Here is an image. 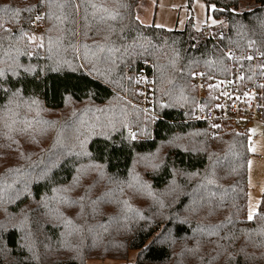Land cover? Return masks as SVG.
I'll list each match as a JSON object with an SVG mask.
<instances>
[{
	"label": "trees",
	"instance_id": "trees-1",
	"mask_svg": "<svg viewBox=\"0 0 264 264\" xmlns=\"http://www.w3.org/2000/svg\"><path fill=\"white\" fill-rule=\"evenodd\" d=\"M138 1L119 0L127 7H118L116 0H107L110 10L120 15L104 24L93 17V10L87 7L89 0H56L51 9L53 18L36 26L23 19L19 24H5L12 17L0 11V24L12 30L5 32L0 28V65L5 71L0 80L7 81L2 85L5 88L22 90L16 98L34 99L46 111H58L68 100L101 105L113 99L119 85H123L126 69L138 77L141 68L150 62L146 69L153 77L152 97L159 115L158 119L148 121L138 113L142 120L133 117L136 122L130 129L125 131L118 126L109 134L95 133L86 139L84 148L72 143L62 156L51 155L50 139L39 153L43 156L38 159L45 164L36 173L33 170L40 162L28 156L29 150L21 151L6 139L0 129V152L12 156L18 150L16 153H23L24 159L20 167L0 170V217L15 216L30 208V216L39 220L38 210L47 199L61 200L66 196L60 188L71 183L77 168L86 161L102 166L107 176L125 179L137 156L153 154L160 157L156 165L157 158L146 169L150 189L159 192L176 183L165 202V212L159 219L139 217L132 222L125 215L120 216L110 229L122 230V248L100 258L126 260L128 248L137 251L133 264H264V193L254 218L245 217L247 164L251 155L247 151L248 132L224 123L190 118L197 101L192 83L194 72L226 75L228 49L264 52V0H203L207 13L220 20L208 35L196 31L191 24L181 30L143 24L135 17ZM5 3L23 7L36 4L37 0H0V7ZM75 5L80 6L79 10ZM21 25L28 34L38 29L45 38L42 49L38 47L27 55L29 48L22 44L25 37L16 31ZM97 45L116 50L100 52ZM203 102L205 107L210 106L212 96L206 95ZM6 104L7 98L0 94V110ZM179 108H184L185 113ZM27 118L34 126L51 122V118L40 113H28ZM142 121L146 125L145 134L132 140L129 130L137 133ZM213 125H219L222 131L215 133L218 127ZM17 137L14 135V139ZM175 137L194 141L196 145L169 143ZM83 152L90 155L75 154ZM51 157H59L52 166ZM22 171L31 177L26 181V190L17 191L18 181L13 178L21 177ZM58 191L63 195L54 197ZM38 226L42 230L33 231L30 249L20 227L5 228L0 224V264H82L96 255L92 253L96 246H92L78 259L58 255L44 258L42 252L46 249L35 248L58 244L61 228L52 221H43ZM107 234V240H111V231ZM183 252L186 259L180 263Z\"/></svg>",
	"mask_w": 264,
	"mask_h": 264
},
{
	"label": "rangeland",
	"instance_id": "rangeland-1",
	"mask_svg": "<svg viewBox=\"0 0 264 264\" xmlns=\"http://www.w3.org/2000/svg\"><path fill=\"white\" fill-rule=\"evenodd\" d=\"M135 17L143 24H154L156 26L164 27L167 29H183L187 24H191L196 31L206 29V35L211 33L213 29L219 24L220 20L214 19L211 13H207L206 5L203 0H139L135 7ZM215 21V23H213ZM32 33L35 36V42L29 43V38H25L22 44L25 43L28 50L27 55H31L41 43V37H43L38 29H32ZM45 38L43 37V45ZM43 48V47H42ZM41 48V49H42ZM16 61V60H15ZM14 61V62H15ZM150 63L146 62L145 64ZM14 63H10L12 65ZM16 64V63H15ZM80 66L83 65L79 62ZM152 65V64H151ZM16 67V66H15ZM3 65H0V70ZM151 88L153 89V77L151 76ZM138 77H134L131 72L125 71L123 85L120 84L118 90L115 92L113 99L110 101L97 105L91 101L74 102L68 100L64 108L58 111H46L40 107V102L37 105H32L31 111L28 113H40L47 118H51L50 123H38L35 125L34 130L29 133L33 136V142H26L27 138L23 136L17 137L15 145L21 148V151L29 150L28 156H34L33 159H37L40 162V166L33 170L36 173L41 166L45 164L43 159H38L43 155H39L41 151L46 147L51 139V155L56 157L62 156L66 149L73 143L74 145H80L79 147L84 148V142L86 139L95 134L112 133L115 128L122 127L125 131L130 129L135 119L133 117H140L142 115L144 120L150 121L152 115L142 108V96L139 90ZM29 101L21 100L19 98L13 99L12 104L9 108L12 110L16 109L17 104H21L25 110H27V104ZM151 101V100H150ZM152 103H154L153 112L155 111V101L152 97ZM98 109H102L99 111ZM180 109V108H179ZM139 113V114H138ZM142 120V119H141ZM136 122V121H135ZM141 127L137 130L136 135H144L146 125L145 122H140ZM0 129L6 134L7 129L1 125ZM255 129V133H251L249 130ZM131 131V130H129ZM215 133L222 131L219 127L214 130ZM253 136L252 144L256 148L255 153L250 152L249 160L252 161L251 167L247 164V200L245 207V217L248 218L249 211L257 213L263 193H264V124L260 122H252L248 125V137ZM1 141V140H0ZM169 143H180L181 146H189L196 143L186 138L175 137ZM82 145V146H81ZM249 146V140H248ZM18 150H14L13 155L10 153L0 152V170L9 171L10 168H16L14 166H21L24 161L21 158L22 154L16 153ZM160 157V156H159ZM156 155L149 156H137L129 175L125 179L115 178L116 181H132L133 177L138 176L140 180L147 185L149 182L146 178V169L155 162L157 164L159 159ZM57 158L51 157V166L53 161ZM248 160V161H249ZM88 165H96L90 161H86L77 168V174L75 178L69 183L72 185L76 182L78 177V169H81ZM20 172V171H19ZM21 177H14L17 180L16 190H26V181L30 179V175L24 171L21 172ZM17 176V174L15 175ZM177 176V175H176ZM95 177V172L92 174ZM90 179L82 180V187L78 191L67 193L66 196H71L73 199L84 194V188L88 186ZM68 185V186H69ZM67 186V187H68ZM18 187V189H17ZM111 188L114 190V198L120 200V204H108L103 205L105 209L104 215H98L95 218L88 216L89 206L88 201H85L84 216L77 218L74 213H65L64 207L60 203L59 199L49 198L46 204L43 205L39 210V220L33 219L31 209L26 208L21 210L17 215L3 214L0 217V224L5 228L10 225H17L23 232L25 245L30 249L33 247L31 242L34 237V230L39 228L38 224L43 221L49 223L56 222L61 228L60 241L58 244L48 243L46 246L39 245L36 250L46 249L42 252L44 258L50 259L52 256L59 257H71L78 259L81 257L83 252L92 246H96L92 250L90 257L82 261V264H133L137 251L125 248L128 251V257L126 260H115L108 259L100 256H109L106 253L113 252L116 248H122L123 234L120 229H110L114 223H109V217L113 214L119 213V217L125 215L123 209L125 207L123 201L131 206L133 211L127 212L126 215L129 218V222L134 219H138L141 215L147 219H159L165 212V202L169 201V195L171 191L176 187V183H172L167 189L155 192L150 189L151 195L147 193L136 194L134 190L129 189L127 183L108 184L107 182L102 183L99 188L91 193V198L94 200L101 194L105 188ZM123 189L121 192L120 189ZM60 189H64L63 187ZM11 195L10 192H7ZM63 195L60 191L54 194V197ZM61 199V198H60ZM51 204L53 207L51 208ZM79 210V209H77ZM61 214L66 215L67 218L73 219L74 224L66 226L64 221L60 219ZM139 214V215H138ZM254 215V216H255ZM118 217V218H119ZM85 222L94 225L92 232H88L87 229L83 233H77L74 231V226L84 225ZM34 226L32 227V225ZM111 231V240H107V233ZM52 247V250H51ZM124 250V251H125ZM119 251V250H118ZM186 259L185 252L182 254L180 263H184Z\"/></svg>",
	"mask_w": 264,
	"mask_h": 264
},
{
	"label": "snow or ice",
	"instance_id": "snow-or-ice-1",
	"mask_svg": "<svg viewBox=\"0 0 264 264\" xmlns=\"http://www.w3.org/2000/svg\"><path fill=\"white\" fill-rule=\"evenodd\" d=\"M56 3V0H37L36 4H25L23 7H14L11 4L5 3L2 7H0V11H3L5 15H8L12 17L9 21H6V23H17L19 24L20 20L23 19L25 23L29 25H35L38 22H41L45 19L53 18V13L51 12V9L53 8L54 4ZM118 7H127V5L119 3V0H116ZM58 7H64V5H56ZM77 10H79V5H75ZM87 7H90L93 12L92 15L94 18L97 19L98 23L104 24L107 21H115L119 17V12H114L110 10L107 0H100L99 3L96 2V0H89ZM215 8V6H212ZM43 13V15H41ZM55 19H60V17H55ZM215 23V21H213ZM5 24H0V28H3L5 32H11L12 30L7 28ZM20 33L21 36L25 38H29V43L35 42V36L34 34H28L25 33L23 30V25H21L16 30ZM39 47H44L43 45V37H41V43L38 45ZM100 52H105L106 50L108 52L115 51L116 49H113L111 47L105 48L103 45H97ZM248 59H252L251 56L247 57ZM105 59H110V57H105ZM19 67V65H17ZM93 70H95V66L92 65ZM15 71V69H13ZM25 71H29V69H25ZM5 75V71L0 70V77H3ZM195 75V73H193ZM3 83H7L5 80H0V94H2L4 97L7 98V104L4 106L2 110H0V122H2L3 127L7 129L6 139L11 140L13 143H17V141L14 139V135H19L26 137V142L31 143L33 142V136L29 135L30 132L34 130V124L31 120L27 118L28 112L31 111L32 105L38 106V101L31 100L27 104V110L21 105L17 104L15 111H13L11 108L8 107V105L12 104L13 99L16 97L21 96V89H16L14 91L10 90L9 88L3 87ZM227 95V93H225ZM219 107V105H217ZM99 111H102V109H98ZM23 113V115H22ZM38 114V113H37ZM9 120L11 121L9 123ZM47 123V122H45ZM213 127H219V125H213ZM251 133H255V129L249 130ZM130 137L132 140L136 139V133L130 132ZM249 140V146L247 148L248 152L255 153L256 148L252 144L253 136L248 137ZM82 146V145H81ZM22 154V153H21ZM76 155H90L87 152L83 153H75ZM252 161H248L249 167H251ZM95 172V177H92V174ZM78 177L76 178V182L72 185H69L68 187L62 189L64 193H71L78 191L80 187H82V180L83 179H90V183L86 188H84V194L82 196H78L77 198L73 199L71 196H63L61 197L60 203L64 207L65 213H74L77 218H80L84 216V207H85V201H88L89 206V213L88 216L90 218H95L98 215H104L105 209L102 207L103 205L108 204H120L121 201L114 198V190L111 188H105L104 191L101 192L99 196L96 197V199L91 198V193L99 188L102 183L107 182L108 184L117 183H127L128 188L134 190L136 194L141 193H147L148 195H151L150 186L146 183L142 182L138 176L133 177L132 181H116L114 177L107 176L102 168V166L98 165H88L81 169H78ZM121 192H123V189H120ZM53 191H56L53 189ZM125 207L123 209L125 216L124 218L127 219V212L133 211L131 209V206L127 203V201H123ZM79 209V210H77ZM119 213L113 214L109 217V223L117 222L118 223V217ZM139 215V214H138ZM255 213H253L251 210L249 211L248 219L252 220L254 218ZM141 219H143V216H140ZM60 219H62L66 226L73 225L74 221L73 219L67 218L66 215L61 214ZM182 223V222H181ZM95 226L88 224L85 222L84 225H77L74 226V231L77 233H83L85 229H87L88 232H92L93 228ZM171 237V232H169V238ZM229 259H231V256H229Z\"/></svg>",
	"mask_w": 264,
	"mask_h": 264
},
{
	"label": "built area",
	"instance_id": "built-area-1",
	"mask_svg": "<svg viewBox=\"0 0 264 264\" xmlns=\"http://www.w3.org/2000/svg\"><path fill=\"white\" fill-rule=\"evenodd\" d=\"M202 32L206 33V29H202ZM249 56L252 59H248ZM226 57L228 59L226 75H208L201 70L194 72L192 83L197 92V101L190 118L192 121L212 124L224 123L236 130L248 132L250 123L264 124V52L257 49H228ZM149 66L150 63L145 64L138 73L141 105L152 118L158 119V113L154 114L152 110L154 103L151 102V80L149 82L151 75L146 69ZM209 94L213 102L205 107L203 99ZM161 103L164 104L165 101L161 100ZM179 111L185 113L184 108H180Z\"/></svg>",
	"mask_w": 264,
	"mask_h": 264
}]
</instances>
